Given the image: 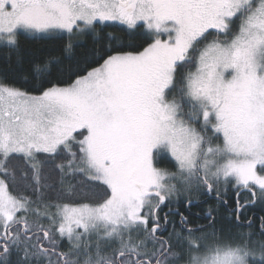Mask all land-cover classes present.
Listing matches in <instances>:
<instances>
[{
    "label": "snow or ice",
    "instance_id": "1",
    "mask_svg": "<svg viewBox=\"0 0 264 264\" xmlns=\"http://www.w3.org/2000/svg\"><path fill=\"white\" fill-rule=\"evenodd\" d=\"M24 33L48 55L38 94L0 79V264H264V0H0L18 65Z\"/></svg>",
    "mask_w": 264,
    "mask_h": 264
},
{
    "label": "trees",
    "instance_id": "2",
    "mask_svg": "<svg viewBox=\"0 0 264 264\" xmlns=\"http://www.w3.org/2000/svg\"><path fill=\"white\" fill-rule=\"evenodd\" d=\"M107 30L119 34L115 28H109ZM85 39L87 40L88 38L85 37ZM18 42L20 45L19 57L21 60L19 65L16 63L17 52L10 46L0 44V79L22 90L38 94L35 91V81L32 79L31 65L34 61L38 62L44 59L48 55V48L44 41L36 39L27 33L21 34L18 37ZM53 80H55V77H53ZM15 163L20 164V161H16ZM158 166L175 171L174 161L170 158L163 159ZM256 208L259 209L260 216H264V204L258 199ZM224 226L227 227V223H224Z\"/></svg>",
    "mask_w": 264,
    "mask_h": 264
},
{
    "label": "flooded vegetation",
    "instance_id": "3",
    "mask_svg": "<svg viewBox=\"0 0 264 264\" xmlns=\"http://www.w3.org/2000/svg\"><path fill=\"white\" fill-rule=\"evenodd\" d=\"M236 193H237V189L235 187L229 186L228 187V191H227V196L226 199L228 200V204L234 206V200L236 198ZM239 196L241 198V202H243L246 199H251L250 195L243 189H241L239 191ZM202 201H207V203H200L198 206H195L193 208H191V212L192 213H199L200 215H203L204 211L209 207V206H217V201L214 198H210V197H201ZM257 202V201H256ZM220 207V216L223 217L225 214V209L224 207L221 205ZM180 210L182 212L185 213V215H188V211H186L183 207L180 208ZM258 208H256V203L254 205H250L245 212V215H247L248 217L252 218L254 221L256 219V217L260 216V213L258 212ZM243 219V217H242ZM198 223H206V221L204 220H199L196 221ZM221 223H227L224 220H221Z\"/></svg>",
    "mask_w": 264,
    "mask_h": 264
},
{
    "label": "rangeland",
    "instance_id": "4",
    "mask_svg": "<svg viewBox=\"0 0 264 264\" xmlns=\"http://www.w3.org/2000/svg\"><path fill=\"white\" fill-rule=\"evenodd\" d=\"M229 186H232V187H234L233 185H229ZM229 186H228V187H229Z\"/></svg>",
    "mask_w": 264,
    "mask_h": 264
}]
</instances>
